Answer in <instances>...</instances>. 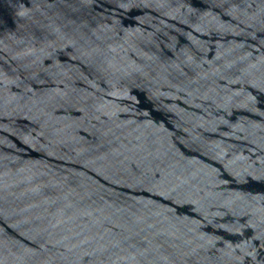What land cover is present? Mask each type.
Returning <instances> with one entry per match:
<instances>
[{
	"label": "water",
	"instance_id": "water-1",
	"mask_svg": "<svg viewBox=\"0 0 264 264\" xmlns=\"http://www.w3.org/2000/svg\"><path fill=\"white\" fill-rule=\"evenodd\" d=\"M0 264H264V0H0Z\"/></svg>",
	"mask_w": 264,
	"mask_h": 264
}]
</instances>
